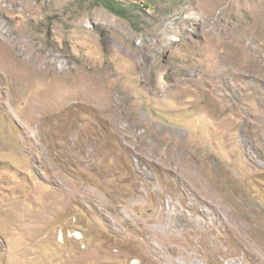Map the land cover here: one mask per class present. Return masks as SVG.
<instances>
[{"label": "rangeland", "instance_id": "374dc122", "mask_svg": "<svg viewBox=\"0 0 264 264\" xmlns=\"http://www.w3.org/2000/svg\"><path fill=\"white\" fill-rule=\"evenodd\" d=\"M114 1L0 0V264H264V0Z\"/></svg>", "mask_w": 264, "mask_h": 264}, {"label": "trees", "instance_id": "16d2710c", "mask_svg": "<svg viewBox=\"0 0 264 264\" xmlns=\"http://www.w3.org/2000/svg\"><path fill=\"white\" fill-rule=\"evenodd\" d=\"M101 3L113 14L117 16L124 17L126 16V7H123L120 3L114 0H100ZM149 6L151 7L152 3L148 2Z\"/></svg>", "mask_w": 264, "mask_h": 264}, {"label": "bare ground", "instance_id": "6f19581e", "mask_svg": "<svg viewBox=\"0 0 264 264\" xmlns=\"http://www.w3.org/2000/svg\"><path fill=\"white\" fill-rule=\"evenodd\" d=\"M243 240V239H242ZM245 240V239H244ZM228 253V252H227Z\"/></svg>", "mask_w": 264, "mask_h": 264}]
</instances>
